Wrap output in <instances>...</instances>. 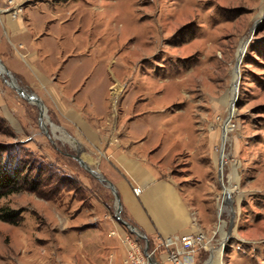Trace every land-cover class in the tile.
I'll return each instance as SVG.
<instances>
[{
	"label": "rangeland",
	"instance_id": "1",
	"mask_svg": "<svg viewBox=\"0 0 264 264\" xmlns=\"http://www.w3.org/2000/svg\"><path fill=\"white\" fill-rule=\"evenodd\" d=\"M15 2L17 17L45 9L46 45L63 55L57 74L68 91L77 87L91 124L123 127L132 140L161 150L201 221L212 225L213 240L222 239L221 264H264V0ZM254 25L234 100L236 53ZM0 42L10 46L3 33ZM46 114L45 132L37 106L0 74V146L22 155L38 185L0 199V207L20 211L17 223L0 219V264H131L126 248L123 258L112 257L126 246L123 232L143 248L145 240L121 224L112 191L74 158V134ZM89 146L84 141L81 157ZM223 185L233 189L229 196Z\"/></svg>",
	"mask_w": 264,
	"mask_h": 264
},
{
	"label": "crops",
	"instance_id": "2",
	"mask_svg": "<svg viewBox=\"0 0 264 264\" xmlns=\"http://www.w3.org/2000/svg\"><path fill=\"white\" fill-rule=\"evenodd\" d=\"M48 23L45 9H39L36 13L28 11L24 17L15 18L2 13L0 37L3 33L10 43V46H5L0 42V60L4 66L16 75L23 86L42 99L46 113L48 111L50 116L51 112L54 113L59 131L74 134V142L70 139V144H74L76 152L82 148L84 141L90 144L88 154L81 158L112 182L116 194L112 192L114 207L119 204L122 220L142 233L150 246L155 245L157 236L202 232L210 238L209 244L187 257L182 264L221 263L222 239L213 240L212 225L201 221L200 211L195 210L193 201L189 199L191 192L172 177L164 156L159 154L161 150L156 151L157 148L151 147L143 139L132 140L123 127L105 131L103 123L95 126L86 118L91 111L83 109L84 101L77 97V87L73 86L68 91V85L61 82L65 75L63 78L57 74L63 55L55 54L46 45L45 28ZM21 58L32 72L35 70L34 76L36 74L42 78L41 84L36 80L31 81L28 72L20 68L17 59ZM105 108V114H108V104ZM95 114L98 120L99 115ZM105 114L101 116L103 119ZM55 131V125L50 123V132L54 134ZM133 186H140L141 192L134 194ZM115 228L117 232H123ZM125 235L129 237L127 230L126 234L125 231L122 234ZM125 248L127 253V244H120L118 250L112 251L113 260L123 258ZM158 250L155 264H173L165 250Z\"/></svg>",
	"mask_w": 264,
	"mask_h": 264
},
{
	"label": "built area",
	"instance_id": "3",
	"mask_svg": "<svg viewBox=\"0 0 264 264\" xmlns=\"http://www.w3.org/2000/svg\"><path fill=\"white\" fill-rule=\"evenodd\" d=\"M6 7L5 12L12 17H17L21 12V7L17 5L15 0H5ZM3 10L0 7V13ZM134 194L141 192L140 186H133ZM210 242V238L202 232L187 233V234H172L166 237L157 236L155 245L149 246L148 242V254L153 255L158 249H163L167 252L169 260L173 264H182L185 257H189L196 253L198 250L205 248ZM127 244V260L131 264H150L148 258L144 254V248L140 244L130 237L126 238ZM146 245V243H145ZM69 264V263H66Z\"/></svg>",
	"mask_w": 264,
	"mask_h": 264
},
{
	"label": "water",
	"instance_id": "4",
	"mask_svg": "<svg viewBox=\"0 0 264 264\" xmlns=\"http://www.w3.org/2000/svg\"><path fill=\"white\" fill-rule=\"evenodd\" d=\"M256 25V24H255ZM255 25L251 28V32L245 37L242 39V41L240 42L239 44V47H238V50H237V53H236V60H235V63H234V67H233V80H232V93H233V97H234V100L236 99L237 97V87H238V83H239V65L242 61V57L246 51V48L252 38V33L254 32V28H255ZM0 74L2 75V77L4 78V81L9 85L11 86L12 88H14L18 94L23 97L24 99H26L27 101H30L32 103H34L38 110H39V121H38V125H39V128L43 131L46 132V129H45V125H46V120H48V117L46 115V109H45V106H44V103L42 101V99L32 90L30 89H26L24 86L22 85H19L17 83V80H16V77L12 75L11 71L9 69H7L4 64L2 63V61L0 60ZM4 75H7L10 80L8 81ZM233 100V101H234ZM233 103V102H232ZM231 106H233V104H231ZM230 106V107H231ZM231 115V114H230ZM229 121V117H227L225 119V124H227ZM49 138V137H48ZM73 142H74V139H72V137L70 136L69 137ZM79 152H80V149L77 151V153L74 155V158L80 163L81 166H83L84 168H86V170L92 175L94 176L95 178H97L99 181L103 182L114 194H115V188H114V185L112 184V182H110L103 174H101L99 171H97L96 169L90 167L82 158L81 156L79 155ZM221 155V154H220ZM218 177H222V158L221 156L219 157V169H218ZM116 195V194H115ZM117 198V196H116ZM119 210H120V206L119 204L117 203V206H116V216H118L119 214ZM119 218V216H118ZM121 223L128 229L130 230L132 233H134L135 235L143 238L145 240V248H144V254L145 256L148 258V261L150 264H155L156 261H155V258L152 257L151 255L148 254V240L147 238L142 234L140 233L133 225H131L129 222L127 221H124V220H120Z\"/></svg>",
	"mask_w": 264,
	"mask_h": 264
},
{
	"label": "trees",
	"instance_id": "5",
	"mask_svg": "<svg viewBox=\"0 0 264 264\" xmlns=\"http://www.w3.org/2000/svg\"><path fill=\"white\" fill-rule=\"evenodd\" d=\"M12 147L0 146V199L22 189L31 187V190H36L38 188L37 184H32L34 179L29 177L32 167L21 157V154L13 153ZM24 156L27 157V154ZM0 219L17 223L20 220V211L0 207Z\"/></svg>",
	"mask_w": 264,
	"mask_h": 264
},
{
	"label": "bare ground",
	"instance_id": "6",
	"mask_svg": "<svg viewBox=\"0 0 264 264\" xmlns=\"http://www.w3.org/2000/svg\"><path fill=\"white\" fill-rule=\"evenodd\" d=\"M229 110H230V114L234 112V108L232 106L229 108ZM230 129L231 128L227 124H225L223 126V138H224V140L227 137V132ZM224 156H225V154H224L223 149H222L221 158L224 159ZM223 189H224V196H229L231 194L232 190H233V189H230V188L226 187L225 185H223ZM221 208H223V206H220L219 209L221 210ZM219 264H221V263H219Z\"/></svg>",
	"mask_w": 264,
	"mask_h": 264
},
{
	"label": "flooded vegetation",
	"instance_id": "7",
	"mask_svg": "<svg viewBox=\"0 0 264 264\" xmlns=\"http://www.w3.org/2000/svg\"><path fill=\"white\" fill-rule=\"evenodd\" d=\"M23 86V85H22ZM25 87V86H24ZM28 90V87H25Z\"/></svg>",
	"mask_w": 264,
	"mask_h": 264
}]
</instances>
